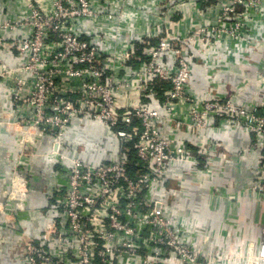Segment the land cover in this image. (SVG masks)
Segmentation results:
<instances>
[{
    "label": "built area",
    "instance_id": "2783aa9c",
    "mask_svg": "<svg viewBox=\"0 0 264 264\" xmlns=\"http://www.w3.org/2000/svg\"><path fill=\"white\" fill-rule=\"evenodd\" d=\"M6 1L23 10L0 26V46L17 51L24 62L13 68L0 58V78L11 81L8 97L15 108L0 123L22 136L23 153L37 145L38 133L48 136L53 143L46 158L56 179L52 217L44 222L40 239L21 245L18 261L203 264L170 218L165 186L173 169L184 174L191 164L198 179H209L214 165L205 151L209 160L199 170L198 157L176 146L171 135L195 133L203 144L217 119L254 134L263 157L253 190L264 197V113L225 97L202 98L190 84L200 53L213 58L224 38L242 43L239 30L251 29L252 4L245 5L248 21H204L182 35L166 21L156 33L137 36L124 21H91L87 9L97 0ZM260 36L250 37L252 48L242 50L264 53ZM134 60L143 63L135 68ZM168 83L171 87H164ZM158 85H163L162 101L153 90ZM125 90L134 91L141 102L122 107L116 94ZM86 117L114 130L120 142L116 161L94 165L74 157L67 133L74 120ZM171 124L175 127L166 136ZM131 151L137 157L133 172ZM27 183L17 173L11 193L0 197L2 217L16 232L22 227L15 215L26 209ZM244 264H264V234L257 247L250 245Z\"/></svg>",
    "mask_w": 264,
    "mask_h": 264
},
{
    "label": "crops",
    "instance_id": "0c3cea01",
    "mask_svg": "<svg viewBox=\"0 0 264 264\" xmlns=\"http://www.w3.org/2000/svg\"><path fill=\"white\" fill-rule=\"evenodd\" d=\"M22 10L0 0V26L15 20ZM124 24L133 28L137 36L158 31L154 21L137 19L124 21ZM174 24L177 31L188 34L191 28L203 25L204 21H176ZM257 33L261 35L259 39L264 37V21L252 23L242 43L235 38H224L225 46L230 48L223 60L216 62L214 57L201 53L194 58L190 84L198 96L225 97L238 105L255 107L259 114L264 113V53L250 55L243 51L252 48L249 38H256ZM0 58L13 68L24 62L17 51L2 46ZM142 63L134 60L130 64L139 68ZM10 82L0 78V122L15 109L8 97ZM163 85L171 87L169 83ZM156 87L153 90L162 101L163 92L157 94ZM116 100L122 107L141 102L140 96L132 90L117 93ZM174 127L175 124L168 125L166 136ZM67 139L75 148L74 157L91 164L113 162L118 157L120 142L114 130L93 118L74 120ZM171 139L176 146H183L192 156L198 157L199 170H205L209 160L205 151L211 155L214 168L209 179L204 176L198 179L197 167L191 164L184 174H179V169L172 170L171 180L165 186L166 192L170 191V218L184 230L186 245L200 254L203 264H230L238 259V264H244L250 245L257 247L264 234V197H258L253 190L263 157L255 135L217 119L209 124L203 144L197 134L183 131L171 135ZM36 142V146L23 153L22 136L0 123V197L11 193L12 180L17 173L28 182L26 209L15 215L21 231L10 229L0 216L4 221V225H0V264H22L17 254L21 245L29 239H40L44 222L52 217L51 194L56 188V179L46 154L53 142L42 133L37 134Z\"/></svg>",
    "mask_w": 264,
    "mask_h": 264
},
{
    "label": "rangeland",
    "instance_id": "374dc122",
    "mask_svg": "<svg viewBox=\"0 0 264 264\" xmlns=\"http://www.w3.org/2000/svg\"><path fill=\"white\" fill-rule=\"evenodd\" d=\"M247 1L253 7L250 21L254 24L264 21V0H97L87 12L91 21L143 19L156 21L158 25L171 21L174 27L176 21H248L245 8ZM240 31H243L244 36L246 29L240 28ZM174 32L183 34L175 28ZM220 44L221 47L215 45L217 53L213 57L216 62L223 60L230 48L225 47L224 43Z\"/></svg>",
    "mask_w": 264,
    "mask_h": 264
},
{
    "label": "trees",
    "instance_id": "16d2710c",
    "mask_svg": "<svg viewBox=\"0 0 264 264\" xmlns=\"http://www.w3.org/2000/svg\"><path fill=\"white\" fill-rule=\"evenodd\" d=\"M163 85H158L156 88H155V90H156V92H157V94L159 93V92H162V89H161V87H162ZM166 88H167V86H165ZM165 89V88H164ZM137 161V157H136V154H135V152L134 151H131V153H130V156H129V169H130V171H134V164H135V162Z\"/></svg>",
    "mask_w": 264,
    "mask_h": 264
}]
</instances>
